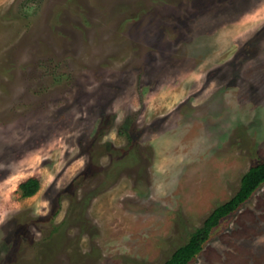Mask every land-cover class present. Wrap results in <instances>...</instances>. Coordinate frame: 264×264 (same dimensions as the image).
<instances>
[{
	"label": "rangeland",
	"instance_id": "374dc122",
	"mask_svg": "<svg viewBox=\"0 0 264 264\" xmlns=\"http://www.w3.org/2000/svg\"><path fill=\"white\" fill-rule=\"evenodd\" d=\"M261 161L264 0H0V264H162ZM189 264H264V184Z\"/></svg>",
	"mask_w": 264,
	"mask_h": 264
},
{
	"label": "trees",
	"instance_id": "16d2710c",
	"mask_svg": "<svg viewBox=\"0 0 264 264\" xmlns=\"http://www.w3.org/2000/svg\"><path fill=\"white\" fill-rule=\"evenodd\" d=\"M264 184V161L252 165L241 177L235 194L224 203L217 205L196 228L188 240L178 246L162 264H189L202 250L203 245L220 222L236 212ZM21 198L35 195L40 189V181L31 176L19 183Z\"/></svg>",
	"mask_w": 264,
	"mask_h": 264
}]
</instances>
